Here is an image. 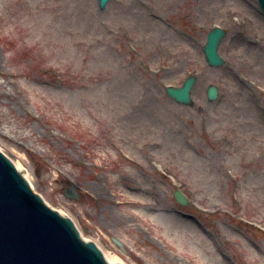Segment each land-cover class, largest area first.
Masks as SVG:
<instances>
[{
  "label": "rangeland",
  "instance_id": "374dc122",
  "mask_svg": "<svg viewBox=\"0 0 264 264\" xmlns=\"http://www.w3.org/2000/svg\"><path fill=\"white\" fill-rule=\"evenodd\" d=\"M263 106L258 0H0V150L125 264H264Z\"/></svg>",
  "mask_w": 264,
  "mask_h": 264
},
{
  "label": "water",
  "instance_id": "95a60500",
  "mask_svg": "<svg viewBox=\"0 0 264 264\" xmlns=\"http://www.w3.org/2000/svg\"><path fill=\"white\" fill-rule=\"evenodd\" d=\"M109 1L99 0L100 8L103 10ZM258 3L264 13V0ZM226 34L222 28L208 34L204 53L211 67L225 63L219 45ZM196 81L195 76L188 77L183 86L168 87L167 93L178 103L191 106ZM207 94L213 102L219 98V89L211 85ZM64 193L69 199L80 198L74 184ZM174 196L178 203L189 206L181 190ZM63 217L66 220L43 203L0 152V264H107L95 245L83 243L69 218Z\"/></svg>",
  "mask_w": 264,
  "mask_h": 264
},
{
  "label": "bare ground",
  "instance_id": "6f19581e",
  "mask_svg": "<svg viewBox=\"0 0 264 264\" xmlns=\"http://www.w3.org/2000/svg\"><path fill=\"white\" fill-rule=\"evenodd\" d=\"M15 168L21 174L22 178L29 185V187L32 190H34L35 189L34 183L36 181L35 177H33L30 172H25L24 168H22V166L20 164H17L15 166ZM55 212L58 213L61 217L65 216V217L69 218V221L74 226V228L77 227V224L75 223V221L73 219H71L67 214L60 212V211H55ZM90 243L95 245L96 250H98L100 252V254L103 256V258L107 264H125L119 256L114 255L109 251H107V252L104 251L98 244H95L93 241H90Z\"/></svg>",
  "mask_w": 264,
  "mask_h": 264
}]
</instances>
